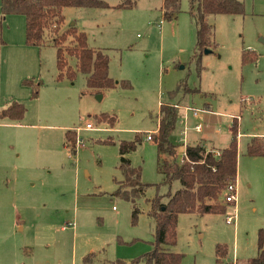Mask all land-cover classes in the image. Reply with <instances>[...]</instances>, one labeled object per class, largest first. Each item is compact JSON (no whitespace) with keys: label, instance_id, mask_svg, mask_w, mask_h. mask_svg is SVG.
Masks as SVG:
<instances>
[{"label":"rangeland","instance_id":"1","mask_svg":"<svg viewBox=\"0 0 264 264\" xmlns=\"http://www.w3.org/2000/svg\"><path fill=\"white\" fill-rule=\"evenodd\" d=\"M105 1L108 7H65L62 24V30L73 24L84 30L91 46L109 53L110 75L132 84L103 92L89 88L81 71L61 77L56 47L29 45L25 16L4 15L0 5V109L14 101L26 106L21 120L0 118V264L130 263L152 250L148 199L169 186L161 183L158 146L147 134L157 129L162 104L180 110L171 133L179 154L183 142L201 136L222 149L235 121L238 128L236 204L227 203L226 213H181L169 249L183 253L181 264H243L257 256L264 227V155L247 150L251 135L264 133V0H243L244 15L211 17L214 43L202 54V69L193 57L197 25L190 0H181L172 19L163 15V0L129 7L117 6L125 0ZM248 48L261 53L257 61H243ZM102 113L116 115V124L97 123ZM69 129L77 131L75 149L66 143ZM137 133L142 142L128 156L153 184L137 199L135 219L132 201L115 194V179L123 177L119 143Z\"/></svg>","mask_w":264,"mask_h":264},{"label":"trees","instance_id":"2","mask_svg":"<svg viewBox=\"0 0 264 264\" xmlns=\"http://www.w3.org/2000/svg\"><path fill=\"white\" fill-rule=\"evenodd\" d=\"M136 4V0H125L118 4L119 7H129ZM1 10L4 15L14 13L25 16L26 42L29 45L42 46L51 43L57 49V64L60 76L65 73L74 76L77 71L86 75L89 88L103 92L106 88L122 85L129 87L128 79L115 80L110 75L109 53L100 47L89 44L87 33L70 25L62 30L65 20L64 8L69 6L98 8L108 7L105 0H0ZM161 10L167 19L178 16L181 11V0H163ZM190 12L193 14L197 25V38L194 46L193 57L197 59L202 69L201 57L205 49H211L214 43L215 24L211 17L217 14L244 15L245 3L243 0H190ZM259 54L254 50L243 51V61H257ZM74 59L75 68L70 64ZM25 84L34 85L32 80L25 79ZM193 92H201L195 87ZM32 95H38V88L32 87ZM26 113L24 103L14 101L0 109V118L21 120ZM180 115L179 108L161 105V118L153 140L158 146V168L164 174L161 183L169 186L164 193H157L149 198L148 214L155 221L154 248L130 263L123 259H115L105 264H136L144 260L146 264H181L183 253L169 249L170 245L177 242V225L181 213L197 212L226 213L227 201L224 199L226 188L230 183H235L238 174V128L236 121L233 125L232 138L226 147L207 149L200 143L188 144L183 156H179V145L171 139V133L176 126ZM97 123L114 126L117 122L116 115L102 113L96 116ZM77 131L69 129L66 132L67 145L76 148ZM105 142H113L108 138ZM142 142V136L137 133L134 139H123L119 143L120 160L118 167L122 179H115L116 195H120L133 203V218L138 217L141 211L136 201L145 194L147 188L153 183L142 179V166L134 165L128 156ZM250 155H264V137H252L247 146ZM175 181L179 187L171 190ZM160 184V183H159ZM166 198V199H165ZM223 245L217 246V256L222 255ZM88 255L86 257L89 258ZM238 264V262H236ZM243 264H264V227L259 231L258 254L247 259Z\"/></svg>","mask_w":264,"mask_h":264},{"label":"built area","instance_id":"3","mask_svg":"<svg viewBox=\"0 0 264 264\" xmlns=\"http://www.w3.org/2000/svg\"><path fill=\"white\" fill-rule=\"evenodd\" d=\"M193 110H194V113L197 115L198 114V109H193ZM86 126L87 127H93V124L90 123V122H88ZM197 127H198L199 130H201V126L200 125H198ZM156 131H154V132H156ZM147 139H153V132H148ZM82 144L84 145L83 142H82ZM225 199H226L227 203L236 204V202H237L236 183H230L227 186V188H226V194H225ZM227 218L229 220H233L234 219V214L229 213L227 215Z\"/></svg>","mask_w":264,"mask_h":264},{"label":"crops","instance_id":"4","mask_svg":"<svg viewBox=\"0 0 264 264\" xmlns=\"http://www.w3.org/2000/svg\"><path fill=\"white\" fill-rule=\"evenodd\" d=\"M259 12L260 13H263L264 14V10H259ZM262 33V32H261ZM251 46H253V44H250ZM248 50H254V49H252V48H248ZM255 51V50H254ZM261 53H259V55H260ZM259 58V57H258ZM258 60V59H257ZM207 107V109H210V107L209 106H206ZM3 108V107H2ZM194 109V108H193ZM194 111V110H193ZM198 114H199V109H198ZM197 114V115H198ZM194 115H196L195 113H194ZM158 125H159V123H158ZM199 125V124H198ZM201 126V125H200ZM158 128V127H157ZM198 128V127H197ZM202 128H203V126H201V130H199V131H202ZM154 131H156L157 129H153ZM152 132V131H151ZM255 136H258V137H264V133H261V134H253V135H251V137H255ZM195 143H200V144H202V145H204L207 149H214V150H216V151H218L219 149H217V148H214V147H211V144L203 137V136H201V137H197V139H196V141H194V142H189V143H185V142H183V145H184V150H183V152H182V154H179V156H180V158L183 156V154H184V152H185V149H186V147H187V145L188 144H195Z\"/></svg>","mask_w":264,"mask_h":264},{"label":"water","instance_id":"5","mask_svg":"<svg viewBox=\"0 0 264 264\" xmlns=\"http://www.w3.org/2000/svg\"><path fill=\"white\" fill-rule=\"evenodd\" d=\"M210 51H211V49H209V48L205 49V52H210ZM99 97H102V94H100Z\"/></svg>","mask_w":264,"mask_h":264}]
</instances>
